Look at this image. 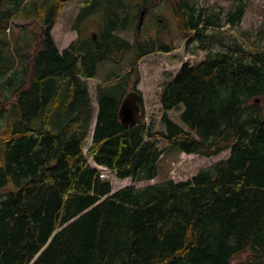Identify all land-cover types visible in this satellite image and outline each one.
<instances>
[{
  "label": "trees",
  "instance_id": "obj_1",
  "mask_svg": "<svg viewBox=\"0 0 264 264\" xmlns=\"http://www.w3.org/2000/svg\"><path fill=\"white\" fill-rule=\"evenodd\" d=\"M166 1L188 50L209 52L164 84L162 130L143 114L128 127L118 118L129 83L139 78V61L175 48L153 12L155 27L137 35L140 11L159 1L85 0L72 28L80 32L97 15V38L80 35L61 51L50 29L62 1H4L0 264H264V103L255 102L264 101V21L253 38L226 37L224 25H238L248 0H234L228 12L208 0ZM14 16H37L46 26L30 70L5 32ZM123 60L126 69L112 66L96 86L91 130L86 79L98 77L102 64ZM179 106L184 126L167 113ZM160 139L187 154H230L185 181L112 192L110 180L99 178L103 168L122 180L154 178Z\"/></svg>",
  "mask_w": 264,
  "mask_h": 264
},
{
  "label": "rangeland",
  "instance_id": "obj_2",
  "mask_svg": "<svg viewBox=\"0 0 264 264\" xmlns=\"http://www.w3.org/2000/svg\"><path fill=\"white\" fill-rule=\"evenodd\" d=\"M84 1L85 0L64 1L59 15L50 29L52 40L59 51L67 47L78 37V32L72 28V24L74 23ZM212 4H216L222 7L224 12H228L233 8L234 0L207 1V5ZM152 12L155 16V20L157 19V21L161 22L164 29L168 28L167 32H170L175 48L169 52H156L144 56L138 63V80L136 83L130 82L129 84H133L134 89L139 92L141 100L140 104L142 105L139 113L144 115L145 120L152 125L154 130H162L160 125L162 110L159 101V94L164 84L178 72L184 63H195L203 60L209 50H188L186 40L180 36L177 26L173 24L174 20L171 17L170 7L166 0H159V4L155 6L152 11L147 13L145 23L142 27L144 32L148 27L149 29L155 27L152 23L150 24ZM263 21L264 0H248L245 13L238 25L235 28L230 27L228 24L224 25V33L226 37L235 33L240 37L241 33L245 32L250 33L253 38L256 35L255 31L260 27ZM99 27L100 20L97 15L88 17L80 26L82 36L98 32ZM45 30L46 26L42 27L38 18H23L18 16L8 20L7 29L5 31L8 34L11 43L16 45L21 50L22 54L25 55L26 63L29 65L34 52L42 47ZM120 35L131 42L135 39L134 32H122ZM252 38L247 41V44L250 47H252ZM17 42L21 44V47ZM262 45L264 46V38L262 40ZM129 64L130 63L127 60H123L119 65H111L107 63L102 64L100 68L101 74L98 77L96 76L87 79V85L93 104V114H96L97 112L96 86L100 79L109 73L112 66L117 70L123 71ZM133 80H135V77H133ZM257 103L263 104L264 101H257ZM180 112L181 106L169 110L167 113L170 118L175 120V122L181 124L179 119ZM181 125L184 126L183 124ZM158 146L163 151V156L157 162V176L155 178L150 180L133 181L131 178L122 180L111 175L110 182L112 184V191L114 192L129 184L141 187L168 179H172L174 182L187 180L192 178L201 168L208 167L216 161L226 158L229 154V150L220 151L211 156L185 154L180 152L176 146L169 145L162 139L158 140ZM239 258H242V256ZM236 260H233L232 264H234Z\"/></svg>",
  "mask_w": 264,
  "mask_h": 264
},
{
  "label": "water",
  "instance_id": "obj_3",
  "mask_svg": "<svg viewBox=\"0 0 264 264\" xmlns=\"http://www.w3.org/2000/svg\"><path fill=\"white\" fill-rule=\"evenodd\" d=\"M145 12L146 9H143L140 13L138 30L141 28V25L143 23ZM138 96H139L138 92L133 90V86H130L129 92L122 99L118 111V117L121 123L126 127L132 126L136 122L140 110V105L137 101ZM256 101H258V99H256Z\"/></svg>",
  "mask_w": 264,
  "mask_h": 264
},
{
  "label": "bare ground",
  "instance_id": "obj_4",
  "mask_svg": "<svg viewBox=\"0 0 264 264\" xmlns=\"http://www.w3.org/2000/svg\"><path fill=\"white\" fill-rule=\"evenodd\" d=\"M3 58H4V57H3ZM257 99H258V101H261V99H260L259 97H258ZM66 139H67V138H66Z\"/></svg>",
  "mask_w": 264,
  "mask_h": 264
}]
</instances>
